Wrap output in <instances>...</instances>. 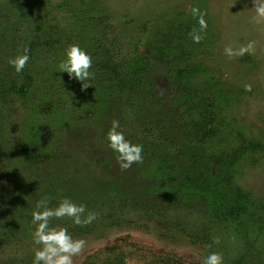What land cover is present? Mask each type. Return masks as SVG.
I'll return each mask as SVG.
<instances>
[{
  "label": "rangeland",
  "instance_id": "rangeland-1",
  "mask_svg": "<svg viewBox=\"0 0 264 264\" xmlns=\"http://www.w3.org/2000/svg\"><path fill=\"white\" fill-rule=\"evenodd\" d=\"M252 6V0H0V66L9 54L23 53L35 37L31 58L23 68L31 69L29 85L58 73L69 77L59 72L58 63L66 45L73 42L93 58L97 50L104 59L115 62L114 74L120 69L118 64L130 70L138 69L142 62L152 67L151 73H139L138 83L134 81L127 89L128 96L105 89L118 85V79L108 81L96 66L91 67L93 76L88 82L92 93L77 94L82 83L76 79L69 87H64V79H53L49 87L54 90L48 89L47 96L59 109L52 113L41 110L40 116L47 120L54 114L55 125L60 113L63 125L43 136L48 141L43 143L46 150L54 155L47 162L39 155L25 165L19 162L21 167L14 169L13 163L21 156L17 157L15 147L1 145L0 156L7 163L0 164V264H32L37 245L30 234L31 211L40 198L46 197L48 206L55 207L62 196L98 213L87 225H74L68 217L50 219V224L63 225L74 237L86 241L73 264H101L118 254H123L125 264H202L212 251L223 253L224 264H264V20H252ZM193 7L204 13L207 22L198 43L190 35L200 30L191 13ZM177 19L184 22L183 31L176 29ZM44 41L47 45L42 47ZM161 42L166 45L163 49ZM249 42H254L253 49L243 55L228 56L224 51ZM50 43L54 45L48 46ZM160 51L167 59L161 60ZM178 68L192 71L185 82L195 91L197 106H211L214 121L194 133L187 127L190 119L184 120L183 132L173 126L169 141L154 145L168 154L164 162L144 158L121 170L105 138L111 121H120L128 139L138 138L135 121L148 115L140 109L141 99L147 100L145 95L159 106L154 115L163 116V121L173 116L177 120V110L171 106V115L167 103L157 95L170 89V75ZM52 72V77L46 75ZM99 90L106 98L102 97L104 119L91 118L94 115L89 112L86 117L96 121L92 134L69 130L71 115L64 103L76 102L83 111L90 110V102L101 99L96 96ZM46 104L44 101L41 107ZM11 105L13 108L17 101ZM194 110L200 111V107ZM16 128L12 122L8 130ZM199 137L214 152L217 185L195 197L186 185L185 201L178 200L173 189L178 179L186 181L195 152L187 154V150H193V143L199 146ZM14 141L22 143L18 138ZM181 149L185 152L179 156L185 166L178 164L173 170L169 163ZM165 154H161L163 159ZM76 167L80 171L72 173ZM238 189L242 190L240 198Z\"/></svg>",
  "mask_w": 264,
  "mask_h": 264
},
{
  "label": "flooded vegetation",
  "instance_id": "flooded-vegetation-1",
  "mask_svg": "<svg viewBox=\"0 0 264 264\" xmlns=\"http://www.w3.org/2000/svg\"><path fill=\"white\" fill-rule=\"evenodd\" d=\"M30 42H31L30 46L28 45L26 48H28L29 56L31 58V53H32L31 50L33 49L32 46H34L36 43H33L34 41H30ZM48 42H50V40H48ZM46 45L47 44L44 41L42 43V47H45ZM50 45L53 46L54 44L53 43L48 44V46ZM24 46H25V43H24ZM38 49H41V48L38 47ZM149 49L150 47H147L146 50H148L149 52ZM96 51L97 50H95L96 57L93 58L92 66H96L97 69H100L101 71H103L102 74L104 73L106 74L108 81L111 80V78H115V77H117L118 79V85L110 86L111 88L107 86L105 89H109V90L115 89L120 93L121 92L128 93L127 89L128 87H130V82L133 81L134 77L137 78L139 74L135 76V74L131 73L130 70H128L129 76H126V74L124 73L125 71H127L126 69H128V67L125 68L123 66L125 64H118L120 69L119 71H117L116 74H114L116 70L113 64L114 65H117V64L115 62H113L112 64L111 60L104 59V56H101L99 51L97 52ZM95 53H94V56H95ZM141 55L143 57L145 56L143 51H141ZM9 57H11L10 54L7 57L6 63L4 62V65L2 67L0 66V106H1L0 107V135L3 137V139H1L0 141V150L1 148H3L1 145L5 146L6 148H10V149H13L15 147L14 149L17 153V157L21 156V160H17L18 162L13 163V165H15L13 168L16 169V168L21 167L18 165L19 162L22 161V163L25 165L26 162L29 161V159L32 157H36V156L39 157L40 155L41 158L43 159L41 160L44 163L47 162L48 159L50 160L52 156L54 158V155H49L48 151L46 150V147L44 145L48 141H46L43 136L50 129H61L63 125L61 120L63 119L61 118L60 113H59L57 116L58 121H56L57 123L54 125L52 123L54 114L51 115L50 118H47L46 120L42 118V116H40V112L41 110L49 109L50 113H52L59 109L57 106V103H55L53 100H51L47 96L49 94L48 89L50 91L54 90L52 87H49L53 79L55 81L58 78L64 79L66 81V83L64 84L65 85L64 87L71 86L76 80L75 78L73 79L70 77H66L65 75L61 77V75L58 73L55 76L52 75L53 78L46 77L47 79L42 80V82L40 83L38 82L30 83L29 85V81L28 82L26 81L29 80L28 76L32 75L31 73H29V70L31 69H29L28 67L27 70L22 69L21 72L17 73L15 69L11 65L8 64ZM145 66L146 65L143 62L140 63L139 67H141L142 69L141 71L138 70V72L141 73L142 71H144V74H145V71H146L147 73L149 72L151 73L152 67L150 66L149 70H143ZM15 73L17 74V76ZM118 73H121L123 75L120 76L118 75ZM51 74H54V72L50 74H46V75L49 77H52ZM24 75H25V78H23ZM95 75H98V74H95ZM88 87L89 86L87 87L82 86V89H80L77 94L83 95V94H87L91 92L89 91L90 88ZM124 88L126 89V91ZM58 89L60 90V88ZM103 90L102 92L101 90L97 91L98 94H96V96L101 95L100 96L101 99L97 98L96 103L95 101H91L90 110L83 111L80 108V105L76 102H73L72 104L70 103V101H69V104L64 103L65 107H67L68 110L70 111L71 120H72V121L70 120V123L67 126V128L69 127V130L79 129V132L80 130H83L84 134H88V132L92 134L94 132L95 127L93 130L91 128H92V122L95 120L91 121V118H96V120L104 119V100L103 99H106V98H104ZM124 95L128 96L130 94L128 93ZM39 98H41V101H39L40 100ZM13 100L15 103L17 101V105L19 106V109L17 108V105H14V107L12 108L11 104ZM44 101L48 105L46 104V106L41 107V104H43ZM141 102H142V105L140 106L141 112L144 114H148V115L146 117L142 116L138 118V121H135V124L140 129L139 130L140 133L138 135V138H135V139L129 138V140H131L132 143H142L143 145L147 143L149 146H151V150H153L154 149L153 147H156V148L158 147V146H154L155 144H160L161 142L163 143L168 142L169 136L168 134L165 133V130L162 129V127L156 123L151 111H149L147 105L144 104L146 100L141 99ZM20 110L21 112H19ZM89 112L94 116L91 118L86 117ZM57 113H55V115H57ZM6 117H9V118L6 120ZM12 122L17 128L8 130L9 127L12 125ZM67 128H64V129H67ZM102 129L103 128L99 125V130L102 131ZM164 133L166 134L165 136H164ZM53 135H55V132H53ZM15 138L20 139L22 143H17L16 141H14ZM158 149L160 148L158 147ZM42 150H44V153H42ZM163 151L164 150L162 149L161 152ZM8 153L9 152H7L6 155ZM6 163H7L6 160L2 156H0V164H3L5 166ZM8 165L10 164H7V166ZM77 171H80L78 167L74 168V171H72V173H76ZM63 172L66 173L67 171H63ZM82 175L86 176L87 174L82 172Z\"/></svg>",
  "mask_w": 264,
  "mask_h": 264
},
{
  "label": "clouds",
  "instance_id": "clouds-1",
  "mask_svg": "<svg viewBox=\"0 0 264 264\" xmlns=\"http://www.w3.org/2000/svg\"><path fill=\"white\" fill-rule=\"evenodd\" d=\"M252 8L255 14L252 20L260 23L264 20V0H252ZM192 16L197 18L199 32L190 33L194 42H199L203 36L202 33L207 27L204 19V13L193 7ZM253 43L249 42L237 50L231 47H225L224 51L228 56L243 55L253 49ZM29 50L25 48L23 53L8 58V64L11 65L17 73L25 67L29 61ZM93 64V57L79 43H69L64 48L63 58L59 60V72H66L70 78H75L82 83L83 87L89 86V81L93 76L90 71ZM247 90L251 85H245ZM108 147L116 154V161L121 170L130 168L134 163H142L144 160V146L142 143H132L126 138L125 132L118 119H113L105 133ZM46 197L36 200L31 211V239L37 245L32 264H73V258L81 254L85 248L86 241L83 238L74 237L63 225L50 224L51 218H71L74 225H87L96 220L98 213L88 209L83 203L75 202L69 196H62L58 199L55 207L48 206ZM202 264H224V255L220 251H212L203 258Z\"/></svg>",
  "mask_w": 264,
  "mask_h": 264
},
{
  "label": "trees",
  "instance_id": "trees-1",
  "mask_svg": "<svg viewBox=\"0 0 264 264\" xmlns=\"http://www.w3.org/2000/svg\"><path fill=\"white\" fill-rule=\"evenodd\" d=\"M176 29H180L181 31H183L184 29H181L183 26L184 22L183 21H179V19L176 20V22H174ZM172 25V24H171ZM181 25V26H180ZM174 27V25H172ZM34 37V36H33ZM38 40V39H37ZM32 41H36L35 37L34 40ZM29 42V46H30ZM161 48L163 49L166 45L163 44V42L160 43ZM30 48V47H29ZM31 50V49H30ZM161 50V49H160ZM161 52V51H160ZM161 60L162 59H167L164 55L163 52H161ZM162 63L166 64L164 61H161ZM146 66L143 68V70H149V65L144 63ZM141 67H139V69L136 70H130V69H126L127 71H125L124 74H126V76H129V71L133 74L138 75L139 71H141ZM144 73V71L141 72V75ZM190 74H192V71L190 69L187 68H178L176 70V74H171L170 75V80L172 82V86L170 87V89L168 91H165L164 93H160L159 95H157L160 98H163V100L167 103L166 108H170V114L172 115V108H175L177 110V120L175 116L170 117V121H163L162 118L163 116H159L158 113H155V115L153 114V111L158 110L159 106L157 103H152L151 101H147L149 100L148 98H152L151 96H147L145 95V98H147L146 102L144 104L147 105L149 111H151L156 123L158 125H160L162 127V129L165 130V133L168 134L169 131H171V128L173 126H177L178 131L181 133L183 132L184 126L182 125V123L184 124V120H188L190 119L189 125L187 126L188 129L190 131L198 132L201 131L204 127H207L206 125L210 124L211 122L214 121V113L211 111V106L208 104H203L201 105L199 103V106H197L198 101L195 100V91L193 92V88H189V86L187 85V83L185 82L186 77L189 76ZM138 78V76H137ZM137 78L134 77L133 81L130 82V84H133L134 81H138ZM141 83L144 82L143 80H140ZM138 83V82H137ZM157 99V98H156ZM157 101V100H155ZM151 102V103H150ZM177 107V108H176ZM200 107V111L199 110H194V108ZM179 108H181V110L179 111ZM152 109V110H150ZM199 111V112H198ZM161 113L164 112L161 111ZM199 115V117H198ZM159 116V117H158ZM165 117V115H164ZM166 118V117H165ZM181 120V122H180ZM177 121V122H176ZM175 122V125L174 123ZM186 128V127H185ZM164 133V136L166 135ZM201 138L202 142H199V146L195 145L194 143H187L186 144H191L193 146V150L192 149H188L187 150V154H189L190 152H194V155L191 159V162L188 163L189 165L187 166V168L190 170L189 176L188 174L186 175V181H183L184 179H178V181H176V188L173 189V194L174 196H178V200H184L185 201V191L184 188L186 187V185L188 187H190L191 189L188 188V192H191V194L195 197L198 195L199 192L206 194L208 193L209 188L212 187V185L216 184V182L214 181V177L213 175H215V169H214V159H215V155L214 152L211 151L210 149H208L207 143L205 138L203 137H199ZM144 146V158L149 159V160H155L159 159L164 162L166 156H168V154L163 151V153L165 154L164 159L162 158V152L158 151V148L153 147L154 149L151 150V146H149L147 143L143 145ZM205 151V153L203 154L201 151ZM184 150L181 149L180 151H178L174 157V161L169 163V166L175 170L177 168L178 164H181L182 168L185 166V162L183 161V159L181 160L180 156H182V154H184ZM180 155V156H179ZM237 156V154L234 155V157ZM240 189H238V193L237 196L240 198L242 191H240ZM172 202V201H171ZM170 202V203H171ZM72 228V226H70ZM123 254H118L114 257L108 256L107 258L104 259V261L101 264H125L124 262V258L122 257ZM164 264H168L167 262Z\"/></svg>",
  "mask_w": 264,
  "mask_h": 264
}]
</instances>
